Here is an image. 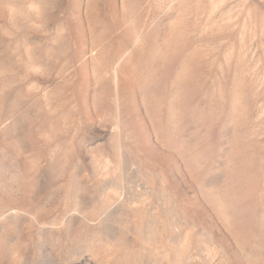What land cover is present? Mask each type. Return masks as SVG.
Instances as JSON below:
<instances>
[{
	"label": "rangeland",
	"instance_id": "rangeland-1",
	"mask_svg": "<svg viewBox=\"0 0 264 264\" xmlns=\"http://www.w3.org/2000/svg\"><path fill=\"white\" fill-rule=\"evenodd\" d=\"M0 264H264V0H0Z\"/></svg>",
	"mask_w": 264,
	"mask_h": 264
}]
</instances>
